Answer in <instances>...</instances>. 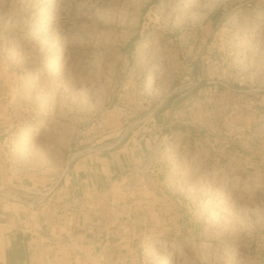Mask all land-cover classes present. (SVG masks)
Wrapping results in <instances>:
<instances>
[{"label":"rangeland","instance_id":"1","mask_svg":"<svg viewBox=\"0 0 264 264\" xmlns=\"http://www.w3.org/2000/svg\"><path fill=\"white\" fill-rule=\"evenodd\" d=\"M73 166L128 264H264V0H0V201Z\"/></svg>","mask_w":264,"mask_h":264},{"label":"crops","instance_id":"2","mask_svg":"<svg viewBox=\"0 0 264 264\" xmlns=\"http://www.w3.org/2000/svg\"><path fill=\"white\" fill-rule=\"evenodd\" d=\"M165 96V101L170 100V95ZM15 178L12 175L9 184L14 186ZM28 180L30 177L19 180L18 188L25 187ZM61 180L53 203L41 211L0 201V264H128L131 241L118 235L113 223L98 225L94 206L84 212L75 207V166L63 173ZM135 260L133 255L129 264Z\"/></svg>","mask_w":264,"mask_h":264}]
</instances>
